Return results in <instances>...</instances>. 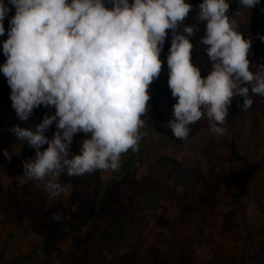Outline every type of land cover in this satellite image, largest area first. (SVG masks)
Masks as SVG:
<instances>
[{"label": "clouds", "instance_id": "obj_1", "mask_svg": "<svg viewBox=\"0 0 264 264\" xmlns=\"http://www.w3.org/2000/svg\"><path fill=\"white\" fill-rule=\"evenodd\" d=\"M260 2L239 0L248 10ZM9 4L15 15L2 42L7 59L0 73L11 106L21 121L41 105L55 107L35 131L19 125L10 131L35 149L23 176L41 181L53 198L64 191L61 176L116 171L122 154L139 151L141 117L148 112L149 86L161 74L168 29V85L177 102L167 127L175 138L187 140L190 125L205 117L212 133L227 135L223 125L233 97L244 98L243 110L253 104L249 89L264 97V64L250 70L253 41L229 15L228 0H202L194 17L203 24L199 42L211 64L206 77L193 62L195 28L184 24L193 9L189 0H0V36ZM258 38L264 42V35ZM54 122L49 139L45 133ZM81 132L90 135L75 154L70 146Z\"/></svg>", "mask_w": 264, "mask_h": 264}, {"label": "rangeland", "instance_id": "obj_2", "mask_svg": "<svg viewBox=\"0 0 264 264\" xmlns=\"http://www.w3.org/2000/svg\"><path fill=\"white\" fill-rule=\"evenodd\" d=\"M199 4H192L193 9L184 22L195 28L191 42L194 48L198 47L199 53L193 62L201 66V76L206 77L211 64L204 53L205 46L199 42L204 35L203 24H196L194 19ZM166 32L165 52L162 51L160 56L163 62L159 76L162 93L158 110L168 117L173 114L177 98L172 96L168 85L167 55L172 30ZM262 35L264 24L246 36L253 41L249 52L250 70H257L264 64V42L258 38ZM235 97L223 125L227 135L212 133L205 117L200 120L201 126L214 143L206 142L202 151L164 150L165 155L184 165L199 163L196 184L186 195L178 188V198L160 202L156 217L144 225L143 235L136 239L132 251L123 249L108 258L116 264H139L150 247L163 249L161 236H177L185 237L186 244L190 245L184 258L192 264H264V242L257 250L258 261H250L244 247L250 241L249 232L258 228L264 231V97L256 96L249 89L253 104L247 110H243ZM54 113V106L34 109L27 121L17 118L15 125L35 131V126L45 115ZM144 121L143 128H146L151 122L150 115ZM52 128L53 125L46 136ZM224 140L234 141L239 155L245 160H233ZM46 148L47 144L41 151ZM143 157L142 165L132 172L133 180L139 179L158 158L151 151ZM166 174L171 175L169 171ZM132 179L120 168L103 170L99 185L88 186L73 179L63 185V193L52 199L46 208L32 207L26 211L23 203L14 197L13 171L0 166V264H72V248L81 245L82 241H93L106 220L116 218L121 208L131 205L134 198L130 187ZM82 220L87 222L86 225L76 235H68ZM46 234H53L52 245L42 249ZM184 258L183 264H186Z\"/></svg>", "mask_w": 264, "mask_h": 264}, {"label": "trees", "instance_id": "obj_3", "mask_svg": "<svg viewBox=\"0 0 264 264\" xmlns=\"http://www.w3.org/2000/svg\"><path fill=\"white\" fill-rule=\"evenodd\" d=\"M191 4L202 2V0H189ZM230 3L229 15L239 20L240 31L244 36H248L256 27L264 24V0L250 10L244 8L239 0H228ZM8 3V0H5ZM106 6L111 7V4ZM10 11L4 20L5 34L0 36V64L6 62L7 57L2 51V42L8 39L9 21L15 15V7L8 5ZM185 24V22H184ZM194 36V35H193ZM166 42V41H165ZM165 52V43L163 46ZM199 53L198 47L193 49V60ZM150 100L148 102V112L141 118L145 120L149 115L151 122L148 127L141 129L143 137L139 142V151L133 152L131 149L121 156V171L126 177L132 179L134 168L142 165L143 154L151 151L158 157L147 167L146 172L139 179L131 180V189L134 198L130 206L120 209L119 215L114 219L104 222V228L98 230L93 241H82L81 245L74 246L70 251L72 264H116L114 260L108 258L115 256L123 249L132 251L136 239L143 235L144 225L156 217V211L163 199H175L179 197L178 188L186 195L199 179V163L193 162L191 165H184L181 162L164 154L165 149L173 148L178 151H202L206 142L214 143L213 139L207 136L201 126L200 120L190 125V135L187 140L177 139L173 136L172 130L167 127L172 116L166 117L158 110L160 103L159 78L155 79L149 86ZM11 89L7 84V78L0 73V166L11 169L14 173L15 191L14 197L22 202L25 210L34 207L43 209L54 199L44 189L43 183L38 180H28L24 175V163L35 158V149L30 147L27 141L17 140L15 134L10 129L15 125L18 118L12 108L10 100ZM242 107L244 98L235 97ZM51 107V106H49ZM47 108L41 105L35 109ZM55 122L52 130L47 134L52 138L56 131ZM90 134L77 133L73 137L70 151L79 154L81 141L89 137ZM224 145L228 148L233 160L244 161L240 156L236 143L232 140H224ZM7 151L10 158L4 155ZM103 170H96L90 174L69 177L61 176V184L64 185L73 179H77L88 186L99 185L100 173ZM167 171L171 175H167ZM1 188V184H0ZM108 190V188H106ZM56 198V197H55ZM82 220L75 224L69 231L70 236L76 235L85 225ZM249 243L245 245L248 259L258 261L257 250L264 242V231L261 228L253 230L247 234ZM53 234H46L43 238L42 249H49L52 245ZM163 249L150 247L139 260V264H183L185 251L190 246L186 244L185 237L161 236ZM186 259V264H192ZM259 263V262H258Z\"/></svg>", "mask_w": 264, "mask_h": 264}]
</instances>
